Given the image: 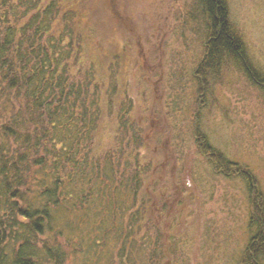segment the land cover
<instances>
[{"label": "rangeland", "instance_id": "rangeland-1", "mask_svg": "<svg viewBox=\"0 0 264 264\" xmlns=\"http://www.w3.org/2000/svg\"><path fill=\"white\" fill-rule=\"evenodd\" d=\"M49 1H40V12ZM72 1L57 0L59 16L71 12L72 74L78 76L79 65L88 63L100 83L93 151L113 146L123 124L115 114L123 106L129 123L141 126L150 168L140 172L142 186L131 210L123 207L109 216L106 203L97 206L90 198L82 210L69 212L71 227L64 219L54 221L40 236L60 252L51 264H129L127 257L137 264L152 250L159 264H242L250 251L251 196L264 212V90L257 83L264 78V1L225 0L257 77L249 80L236 61L225 58L218 74L210 73L204 83L197 75L204 35L190 16L191 0ZM17 2L0 0V28L24 24ZM62 28L54 23L53 36ZM203 139L239 169L230 175L216 169L214 157L199 150ZM243 174L252 179L251 193ZM112 219L121 227L117 239L108 230ZM126 226L131 233L122 232ZM117 252L125 254L123 261Z\"/></svg>", "mask_w": 264, "mask_h": 264}, {"label": "trees", "instance_id": "trees-1", "mask_svg": "<svg viewBox=\"0 0 264 264\" xmlns=\"http://www.w3.org/2000/svg\"><path fill=\"white\" fill-rule=\"evenodd\" d=\"M40 1L18 0L24 24L20 29L16 25L0 28V264L57 262V246L40 238L53 228V222L61 218L71 227L66 218L69 212L82 210L90 198L91 204L98 201L97 206L106 203L109 216L112 210H131L142 186L140 172L150 168L141 126L129 123L130 112L122 104L115 117L123 124L113 146L104 153L93 151L100 130V83L88 63L79 65L78 76L72 74L71 12L59 16L57 0H50L40 12ZM191 5L190 16L200 22L204 35L205 50L197 68L203 83L210 73L218 74L225 58L236 61L249 80L256 76L229 21L225 0H191ZM57 22L63 28L55 37L51 28ZM257 83L264 81L260 78ZM201 148L214 157L213 165L220 172L239 169L207 142ZM247 189L251 193V185ZM250 202V251L240 261L264 264V212L252 196ZM108 230L115 239L122 236L113 219ZM122 232L131 233V226ZM98 241L92 246L96 248ZM78 242L81 245L82 239ZM117 254L120 261L125 259L124 253ZM155 256L152 250L139 257L137 264H159Z\"/></svg>", "mask_w": 264, "mask_h": 264}, {"label": "bare ground", "instance_id": "bare-ground-1", "mask_svg": "<svg viewBox=\"0 0 264 264\" xmlns=\"http://www.w3.org/2000/svg\"><path fill=\"white\" fill-rule=\"evenodd\" d=\"M263 81H264V78H263ZM262 85H264V84H262ZM201 89H202V91H201V96H202V95L204 94V87L201 86ZM199 114H200V109H198L197 111L194 112V115H195L196 119H197V116H199ZM193 129H194V131H195V129H197L195 123H194V128H193ZM204 141H205V139H203L200 143L203 144ZM202 144H201V145H202ZM199 150L203 152V150H202L201 147H200ZM203 154H204V152H203ZM204 155H206V153H205ZM224 157H225V159L229 160V158H227L226 155H224ZM213 162H214V161H213ZM214 163H215V165H216V162H214ZM231 173H232L231 171L223 172L224 175H230ZM241 176H242V182H243V183H246V186H248V184H249V185H252V179H251V177H249V176H245L244 174L241 175ZM243 177H244V178H243Z\"/></svg>", "mask_w": 264, "mask_h": 264}]
</instances>
